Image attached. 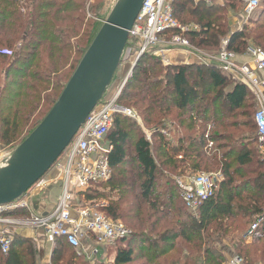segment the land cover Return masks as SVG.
<instances>
[{
	"label": "trees",
	"instance_id": "obj_1",
	"mask_svg": "<svg viewBox=\"0 0 264 264\" xmlns=\"http://www.w3.org/2000/svg\"><path fill=\"white\" fill-rule=\"evenodd\" d=\"M99 1L0 0V142L30 134L57 101L100 26L88 18L99 16ZM241 5L173 0L172 9L180 24L198 27L183 35L194 49L215 56L226 39V50L243 57L249 41L264 48V0L253 26L230 34L229 13ZM150 54L138 59L118 99L142 118L150 139L135 121L115 115L106 136L113 145L112 177L85 193V201H108L106 216L130 235L100 247L93 262L58 238L52 263L225 264L231 254L225 242L243 264H264V160L251 147L257 143L255 92L213 62L166 66ZM209 168H220L226 179L192 212L176 178ZM35 257L32 242L18 235L8 254L0 251V264H34Z\"/></svg>",
	"mask_w": 264,
	"mask_h": 264
},
{
	"label": "built area",
	"instance_id": "obj_2",
	"mask_svg": "<svg viewBox=\"0 0 264 264\" xmlns=\"http://www.w3.org/2000/svg\"><path fill=\"white\" fill-rule=\"evenodd\" d=\"M242 1L243 15L247 23L260 8L261 0ZM172 2L173 0L144 1L128 36L129 47H132L130 40L135 44L134 47L138 45L133 55L132 66L137 59L147 53L158 57L167 65L164 53L171 48L199 55L198 50L194 49L183 36L189 31H197L198 28L180 24L173 17ZM172 31L175 33L172 34ZM226 47L225 39L221 42L217 55L200 54L199 58L204 62L217 64V67L233 80L245 81L255 92L258 109L254 121L257 142L264 158V77L259 75L264 74V49L248 48L245 54L248 59L243 61L236 54L227 51ZM130 74L131 71L117 89L110 93L111 95L104 96L49 172L31 188L35 189L33 194L29 196L27 192L17 201L0 207L2 254L10 252L15 229L42 230L49 243L53 244L56 239L63 238L69 246L77 250H84L86 243L91 242L95 246L91 248L89 258L98 255L100 247H112L130 235V230L122 222L106 216L104 209L108 207V201H85V193L90 188L105 184L112 177L110 155L113 145L106 136L113 126L114 116L121 115L139 121L132 109L118 104L119 96ZM162 132L165 134V131ZM147 138L149 139V136ZM212 147V142H209L205 150L210 151ZM176 182L182 192L185 206L195 212L201 204L215 197L222 180L219 175L194 174L177 179ZM54 185H59V194L52 204V210L46 215L36 214L33 210L34 201L39 200L47 191H51ZM23 210L27 211V216L9 215ZM261 220H264V213ZM257 224L258 222L251 226L247 235L252 234ZM84 253L87 254L86 251ZM228 264H242V259L234 256Z\"/></svg>",
	"mask_w": 264,
	"mask_h": 264
},
{
	"label": "water",
	"instance_id": "obj_3",
	"mask_svg": "<svg viewBox=\"0 0 264 264\" xmlns=\"http://www.w3.org/2000/svg\"><path fill=\"white\" fill-rule=\"evenodd\" d=\"M144 1L115 2L57 101L37 127L2 161L0 207L26 195L49 172L104 98ZM33 209L38 215H46L51 206L35 202Z\"/></svg>",
	"mask_w": 264,
	"mask_h": 264
},
{
	"label": "rangeland",
	"instance_id": "obj_4",
	"mask_svg": "<svg viewBox=\"0 0 264 264\" xmlns=\"http://www.w3.org/2000/svg\"><path fill=\"white\" fill-rule=\"evenodd\" d=\"M116 1L117 0H100L97 3V6L99 7V9H98L99 16L94 18L90 13L88 14V18H92L97 23L100 24V26H98V30L101 27L103 21L107 18L109 12L111 11V9H112V7H113V5L115 4ZM242 3H243V1H242ZM243 7H244V5L238 6V9H237L236 12H233V13L231 12V16H230V13H229V16H228L229 17L228 18V20H229L228 21V24H229V27H230V32H232L234 30L235 31L240 30V29L242 30L243 28H246L247 26L252 27L253 25L250 22L252 20H254V19H257L258 11H256L255 14L252 17H250V19H249V21H247V23H243V21L241 20V17H243ZM132 42H133L132 40H130V42H129L130 45H132V47L126 46V48L124 50V53L122 55V61L120 63V66H119L118 70L116 71V73L114 75V78L112 80V83H111V85L109 87V90L107 91V93H106L105 96L111 95L110 93L112 91H115L117 89V87L120 84V82H122L126 78V76L129 74V72L131 71V67H132V63H133L132 61H133V57H134L133 55H134V53H135V51L137 50V47H138V45H136V47H134L135 44L132 43ZM248 45H249V47H256L250 41L248 42ZM257 48H259V47H257ZM198 52H199L198 53L199 55L200 54L211 55L213 53V51H211L209 54H206L205 52H201V51H198ZM150 55L152 57H154L152 54H150ZM243 57H245V55ZM167 59H168L167 62L169 61L168 64L171 63L172 65L173 64L176 65V63L178 62L176 60V52L174 50H171V51L168 52ZM129 76H128V78H129ZM128 78H127V80H128ZM134 113H136V112L134 111ZM136 116L138 117L137 119H139V121H136V120L131 119L132 121H135L134 123H132V125L134 124L133 125L134 127L141 128L143 130V132L146 133V136H149L148 132L146 131V129L144 127V123H143L142 118L139 115H137V114H136ZM131 120H129V121H131ZM246 133H248V135H249V132L247 130H246ZM28 135H27V130H25L24 132H22V134L20 135V137H18L17 140L15 142H13L12 144H4V143L0 142V164L2 163V161H4L6 158H8L10 156V154L17 148V146ZM149 139H150V136H149ZM229 145H233L232 142H229ZM251 147H252V149L254 151L255 150L257 151V153L260 156V159L262 161L264 158H263L262 151H261V149H260V147L258 145V142L256 143V146L255 145H252ZM212 149L210 151H207L208 154L211 155L213 153L214 150H212ZM129 150H130V148H129ZM158 154H159V152L156 150L154 156H155V158H156L157 161H158ZM233 159H229V162L232 163L233 162ZM235 167L236 166L234 164V166L232 167V170L231 171H233V169H235ZM194 174H212V175H219L220 176V180L223 181V180L226 179L224 177V174L222 173V170L220 168H209L207 171H205L203 169H200V170L194 171L192 173H189L187 176H191V175H194ZM235 181L237 183V182L240 181V179L238 177H236L235 178ZM34 190L35 189H32L31 192L29 191V194L28 195L31 196L33 194V191ZM247 226L245 225L244 228H243V230H245L247 228ZM224 245L227 247V248H223L225 250V253L226 254L231 253L230 255H228L227 262L225 263V264H228V261L232 257H234L235 255L232 252H230L232 250L230 248H228L230 246L227 245V243L223 242V245L222 246H224ZM219 247L221 248V246H219ZM226 249H227V251H226ZM107 261H109V262L112 261L111 256H108ZM34 264H35V262H34ZM242 264H243V261H242Z\"/></svg>",
	"mask_w": 264,
	"mask_h": 264
},
{
	"label": "crops",
	"instance_id": "obj_5",
	"mask_svg": "<svg viewBox=\"0 0 264 264\" xmlns=\"http://www.w3.org/2000/svg\"><path fill=\"white\" fill-rule=\"evenodd\" d=\"M194 1L195 2L203 1V2L208 3V4L211 3L212 1H215L218 4H222L223 3V0H194ZM230 16H231V13H230ZM241 20L243 21V23H246L244 15H243V17H241ZM190 26H196V25H190ZM240 30H237V31H240ZM234 32H236V31L234 30V31L230 32V34H232ZM223 40H225V39H223ZM171 50H174L176 52V60L178 61L176 63V65H180V64L192 65V64L207 63V62H204L203 60H201L197 54H194V53L193 54L192 53L188 54L187 51H182V50L176 51L173 48L168 49V52L171 51ZM168 52L164 53V57H165L166 61L168 60L167 59ZM207 56H210V55H207ZM240 59L244 61V60H246L248 58L247 57H240ZM170 64H167V65H170ZM259 75L261 77H264L263 73H259ZM257 101H258V99H257ZM163 131H166V130H163ZM165 134L167 135V132H165ZM187 175L177 177L176 180L185 178V177H187ZM58 189H59V185H54V187H53V189L51 191H47L39 200L34 201V203L35 202H39V203H41V204H43L45 206H51V210H52V204L54 203V200L56 199V197L59 194V190ZM49 193H50V196L48 197ZM14 233H15L14 236L23 235V236L27 237L32 242L33 248L36 251L35 264H53L51 258H52V252H53L55 243H53V244L49 243L47 241V239L45 237V234H44V232L42 230H31L29 228H22V229H17V230L15 229ZM94 246L95 245L93 243L88 242L85 245V249L84 250H78V252H79V254L81 256L84 257V259L86 261L93 262L94 259L97 258L98 255H99L98 254V255H96L95 257H92V258L88 257V254H90L89 252H90L91 248H93ZM84 251H86L87 254H85ZM99 252H100V248H99ZM107 258H108V254L107 253H103V259H104L105 262L107 261Z\"/></svg>",
	"mask_w": 264,
	"mask_h": 264
}]
</instances>
